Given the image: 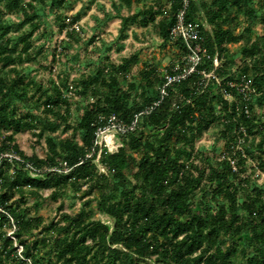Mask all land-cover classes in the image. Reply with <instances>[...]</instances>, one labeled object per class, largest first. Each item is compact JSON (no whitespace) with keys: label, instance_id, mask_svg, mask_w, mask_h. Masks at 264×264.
<instances>
[{"label":"trees","instance_id":"1","mask_svg":"<svg viewBox=\"0 0 264 264\" xmlns=\"http://www.w3.org/2000/svg\"><path fill=\"white\" fill-rule=\"evenodd\" d=\"M141 1L120 0L114 2V7L132 8ZM66 2L0 0V156L14 154L40 169L57 165L62 159L74 166L68 173L34 175L17 158L1 157L0 264H141L151 260L164 264H240L236 257L238 249L247 264H264V185L255 184L244 200L239 198L237 179L245 171L246 157L245 150L236 147L244 134L241 126L248 133L245 142H250L253 136L254 144L255 136L260 134L258 159L264 171V122L255 115V109L264 106V0L257 7L255 0L192 2L188 17L199 23L210 53L219 55L220 65L215 71L219 81L212 78L206 88L198 90V81L203 78L201 70L213 69V63L206 61L189 81L170 87L168 95L151 113L141 115L138 127L120 137L122 146L118 151L102 154L100 161L107 173L98 168L95 156L81 163L94 143L98 116L114 112L130 122L135 114L161 98L159 86L164 75L150 64L143 68L140 82H131L127 89L121 85L122 75L126 78L125 73L140 61L137 52L121 64L103 66L97 72L72 80L81 95L90 93L95 98L85 105L76 124L82 131V143L72 138L56 143L48 137L50 152L46 158H40L28 156L15 139L17 133L27 130L43 137L47 130L58 129L61 121H68V114L59 107L65 104L69 111L74 99L65 95L69 81L55 83L49 93L41 81L27 80L24 66L37 60L41 51H33V35L45 18V9L64 7ZM168 3L170 8L164 10ZM179 5L180 0H167L122 17L121 35L126 36L131 24L147 26L159 16L157 29L164 42L171 41ZM8 14H16L19 20H8ZM240 14L245 15L248 24L244 34H235L230 25ZM56 16L61 20V29L68 28L69 36L78 34L75 28H69L78 16L70 23L65 22L62 14ZM112 17L114 14L106 13L105 20ZM257 22L262 31L252 40L248 35L254 33ZM243 39L246 43L239 58L229 56L228 45ZM176 42L183 56L186 48L180 40ZM51 53L52 61H57L58 50ZM64 53L65 50L59 54ZM243 76L252 78L257 89L249 103L250 115L245 113L246 103L241 94L230 85ZM34 90L43 91L46 112L61 121L43 120L31 112L20 114V107L28 103ZM133 91L136 95L132 97ZM179 94L185 99L180 100ZM214 125L222 128L228 151L218 166L207 170L196 160L209 161L208 156L202 151L195 152L193 145ZM144 129L158 132L146 136ZM246 152L253 153L248 147ZM232 160L240 168H235ZM84 184L89 187L86 195L99 190L98 208L111 222L94 218L93 210H87L91 200H87L80 212H64L58 220L44 224L45 235L41 239L34 242L25 239L26 234L43 225L44 219L28 217L27 209L14 200L17 193L25 203L26 192L39 196L40 190L49 188L57 199L66 194L69 186L80 191ZM108 190L111 194L105 198ZM198 190L204 192L201 198ZM209 190L211 201L205 195ZM5 227L15 229L9 235Z\"/></svg>","mask_w":264,"mask_h":264},{"label":"rangeland","instance_id":"2","mask_svg":"<svg viewBox=\"0 0 264 264\" xmlns=\"http://www.w3.org/2000/svg\"><path fill=\"white\" fill-rule=\"evenodd\" d=\"M28 1V0H27ZM51 2V0H46ZM114 2L119 3L120 0H67L64 7L55 8L51 10L47 7L44 11L45 18L41 21L39 29L34 33V52H38L37 60L25 63L27 69V80L34 79L43 83V87L53 92L56 80L62 81L67 79L69 82L73 79H79L84 75H88L98 70L103 69V66L111 68L112 65L121 64L123 60L130 57L133 53H139L140 62L137 65H132L130 70L125 73L126 78L122 75L120 83L127 89L131 82H140L142 80V70L146 64L154 66L157 70L162 71L164 68L172 67L178 64L182 59L181 46L176 41L164 42L162 36L157 29L156 22H150L147 26L139 23L131 24L125 31L126 36L121 35V24L119 20H111L110 22H102L104 15L109 10L114 13ZM158 2H167V0H144L142 4H134L132 11L141 8H148L154 6ZM260 0H255V6H259ZM42 6L39 4V8ZM119 11L118 9H115ZM123 14H130L131 10L122 8ZM63 15L65 22L70 23L68 18L72 19L78 16L75 23L78 24V34L69 36L68 28L61 29V20L57 18V14ZM120 13V12H119ZM148 17V16H147ZM8 20L17 22L19 19L16 14H8ZM99 18V19H98ZM149 18V17H148ZM248 24L244 14H240L237 21L233 22L230 27L235 34H244L245 27ZM71 28V25L69 26ZM254 33H250L248 37L252 40L256 33L262 31L261 24L257 22L254 25ZM246 43L245 39L238 43H231L228 45L229 56L239 58L242 46ZM61 47V51L65 50L64 55L58 53V60L52 61V50ZM65 48V49H63ZM53 66H57V70H53ZM53 67V68H52ZM74 99L69 105L67 111L65 104H62L59 109L63 113L68 114V121H61L56 115L47 113L46 95L43 91L34 90L32 97L28 103H24L20 107L19 112L22 115L25 112H31L37 118L43 120L50 119L51 121H61V125L55 131L47 130L43 137H39L32 130L23 131L15 135V139L19 148L23 150L28 156L37 155L40 158H46L50 152L47 138L52 137L56 143L66 138H72L82 143V131L77 129L76 124L80 119L84 107L87 103L92 102L95 98L90 93L87 96L81 95L76 90ZM141 91V88L138 89ZM138 92V93H139ZM217 93V89L215 90ZM136 95V91L131 92V96ZM233 98V97H232ZM255 115L260 122H264V106L255 109ZM68 126V127H66ZM145 135L157 133L158 130L144 129ZM39 132V131H36ZM261 135L255 136L254 144L251 142L253 136H250V142H243L237 145L245 150L246 161L243 165L244 172L240 173V178L237 179V184L240 188L239 198L244 200L247 194L250 193L251 187L255 184L264 185V171L259 165L258 156L261 150L257 147ZM2 138L0 135V144ZM249 148L253 153H247L246 148ZM196 151H202L208 156L209 161L201 158L196 162L200 166H206L207 170L210 166H218L221 159L228 151L227 140L222 134V128L219 125H214L207 130L201 138H199L193 145ZM136 153V152H135ZM137 154H139L137 152ZM235 167H239L235 164ZM243 179V180H241ZM245 180V181H244ZM88 184H84L80 191H76L74 187L69 186L66 189V194L60 195L55 199L52 195L53 189L40 190L39 196L26 192V202L21 201L20 194L14 196V200L18 201L22 207L27 209V216L44 219L43 225L33 229V233L26 234L27 241L34 242L36 239H41L44 232V224H48L53 220H58L60 215L64 212L76 214L80 212L87 200L91 203L87 205V210H93L94 218H100L106 222H111L109 218L100 212L98 208L99 198L101 193L96 188L90 195H86ZM211 190V189H210ZM205 192L207 200H212L211 192ZM199 198L203 196L204 192L197 191ZM111 192H106L105 198H109ZM216 204L215 201H212ZM13 228L5 227V231L10 235L14 231ZM20 249L21 246L19 245ZM44 252V248H40ZM36 251V249L34 250ZM237 260L240 264H247L246 259L242 258L241 252L238 249L236 254ZM6 264V263H5ZM141 264H164L158 263L154 260L143 262Z\"/></svg>","mask_w":264,"mask_h":264},{"label":"built area","instance_id":"3","mask_svg":"<svg viewBox=\"0 0 264 264\" xmlns=\"http://www.w3.org/2000/svg\"><path fill=\"white\" fill-rule=\"evenodd\" d=\"M193 1L198 0H180V5L176 9L174 14L175 23L171 28V42L180 40L184 44L187 52L182 56V59L178 64H175L170 68H164L162 70V73L164 75V82L159 86L161 98L155 101L152 105L147 106L142 112L135 114V117L130 122L126 121L124 118L114 112L108 114H100L96 120V137L94 143L89 149L87 156L81 160V163L87 158L95 156V162L97 163L98 168L102 172L107 173L108 170L106 166L103 165L100 161L102 154L114 153L118 151L122 146L120 137L134 131L138 127L141 115L151 113V111L160 104L162 99L168 95V89L170 87H176L189 81L192 75L197 71L200 64L206 61L212 62L213 69L211 71H207L205 69L201 70L203 78L198 81V90H203V88H206L212 78H216L219 81V79L215 75V71L220 65L219 55L217 52L214 54L210 53L208 47L203 42L199 23L197 21L190 20L188 17ZM170 5V3L164 5L163 9L165 10L170 8ZM68 19L69 21H71L70 18ZM72 28L78 30L79 26L77 23H74L71 26V29ZM61 50V47H59L58 51L61 52ZM53 67V70L56 71L57 66ZM56 83L59 84L60 81L56 80ZM230 85L232 87H235L241 94L243 101L246 103V105L244 106L245 113L247 115H250L251 110L249 107V103L253 99V96L257 94V89L253 84V79L243 76L240 81L230 82ZM75 92L76 87L74 86L73 82L70 81L69 88L66 91L65 95L75 96ZM227 96L231 97L229 94ZM178 97L180 100L185 99L183 94H179ZM241 130L244 134L243 136L239 137V144H243V142H245L246 140V137H248V133L243 126H241ZM236 147L244 151V149L242 147H239V145ZM3 156L9 158H17L22 163H24L34 175L46 174L47 172L68 173L74 167L70 165L67 160L62 159L57 165L40 169L35 167L32 162L26 161L25 159L15 156L14 154H2L0 156V159ZM232 163L235 167L234 160H232Z\"/></svg>","mask_w":264,"mask_h":264},{"label":"crops","instance_id":"4","mask_svg":"<svg viewBox=\"0 0 264 264\" xmlns=\"http://www.w3.org/2000/svg\"><path fill=\"white\" fill-rule=\"evenodd\" d=\"M144 2V0H142L140 3H137V4H142ZM122 8H125V7H122ZM122 8H120V10L119 11H116L115 9L116 8H114V13H112V12H110L109 10H107V12L108 13H111V14H114V17H112L111 19H109V20H105L106 19V14L104 15V19H101V21L102 22H110L111 20H119L120 21V26H121V28H122V17H127V16H130V15H132V14H134L136 11H138V10H136V11H132V8H128L129 10H131V12H130V14H123L122 13V11L123 10H121ZM127 8V7H126ZM120 12V13H119ZM160 17L158 16L157 17V19H159ZM99 19V18H98ZM135 24H137V23H135ZM169 43H171V41H169ZM140 62V61H139Z\"/></svg>","mask_w":264,"mask_h":264}]
</instances>
